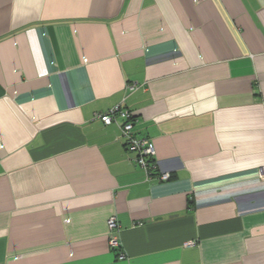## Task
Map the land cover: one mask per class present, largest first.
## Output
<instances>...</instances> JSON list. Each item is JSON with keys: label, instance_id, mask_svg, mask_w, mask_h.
Returning a JSON list of instances; mask_svg holds the SVG:
<instances>
[{"label": "crops", "instance_id": "obj_1", "mask_svg": "<svg viewBox=\"0 0 264 264\" xmlns=\"http://www.w3.org/2000/svg\"><path fill=\"white\" fill-rule=\"evenodd\" d=\"M262 166L264 0H0V264H264Z\"/></svg>", "mask_w": 264, "mask_h": 264}, {"label": "built area", "instance_id": "obj_2", "mask_svg": "<svg viewBox=\"0 0 264 264\" xmlns=\"http://www.w3.org/2000/svg\"><path fill=\"white\" fill-rule=\"evenodd\" d=\"M139 87L136 82L126 85L128 91H134ZM104 124L114 123L119 129V138L123 140L127 151L133 154L132 162L144 170L146 181H151L157 176L159 180H167L169 173L158 172L155 163V146L151 139L145 136H139L133 129L135 116L122 104H116L103 113L96 114ZM259 177L264 179V166L259 170ZM107 237L110 248L120 249L119 227L115 216L107 220ZM192 244V242H187ZM123 253H119L118 258L122 259Z\"/></svg>", "mask_w": 264, "mask_h": 264}]
</instances>
